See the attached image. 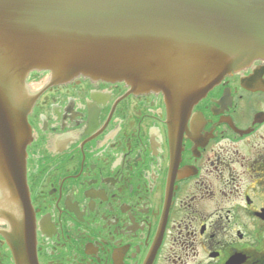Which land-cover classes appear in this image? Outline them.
Returning <instances> with one entry per match:
<instances>
[{
  "label": "flooded vegetation",
  "instance_id": "1",
  "mask_svg": "<svg viewBox=\"0 0 264 264\" xmlns=\"http://www.w3.org/2000/svg\"><path fill=\"white\" fill-rule=\"evenodd\" d=\"M26 89L37 264H264V59L184 124L123 82L35 71Z\"/></svg>",
  "mask_w": 264,
  "mask_h": 264
},
{
  "label": "water",
  "instance_id": "2",
  "mask_svg": "<svg viewBox=\"0 0 264 264\" xmlns=\"http://www.w3.org/2000/svg\"><path fill=\"white\" fill-rule=\"evenodd\" d=\"M257 59L264 0H0V220L16 263L37 264L26 180L31 72L161 93L184 124L225 77Z\"/></svg>",
  "mask_w": 264,
  "mask_h": 264
}]
</instances>
